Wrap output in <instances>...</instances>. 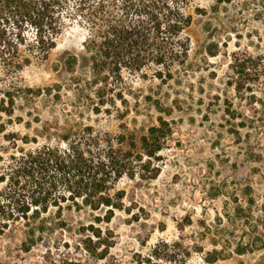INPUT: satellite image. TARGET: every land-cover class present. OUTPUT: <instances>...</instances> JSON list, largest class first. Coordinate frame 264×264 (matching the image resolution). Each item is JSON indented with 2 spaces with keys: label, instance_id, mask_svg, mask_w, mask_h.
Returning <instances> with one entry per match:
<instances>
[{
  "label": "rangeland",
  "instance_id": "374dc122",
  "mask_svg": "<svg viewBox=\"0 0 264 264\" xmlns=\"http://www.w3.org/2000/svg\"><path fill=\"white\" fill-rule=\"evenodd\" d=\"M181 3L187 51L168 72L95 73L87 31L73 23L46 57L12 73L0 168L88 125L125 172L110 188L122 205L110 219L112 207L65 204L0 224V264H264V0ZM150 127L160 130L153 156L141 147Z\"/></svg>",
  "mask_w": 264,
  "mask_h": 264
},
{
  "label": "trees",
  "instance_id": "16d2710c",
  "mask_svg": "<svg viewBox=\"0 0 264 264\" xmlns=\"http://www.w3.org/2000/svg\"><path fill=\"white\" fill-rule=\"evenodd\" d=\"M182 1L0 0V110H14L18 89L8 82L12 73L31 57H46L73 23L87 31L83 45L95 73L107 70L120 76L124 68L139 71L150 64L168 72L187 51V40L180 35L190 26L191 15ZM65 65L73 72L75 58L68 57ZM159 131L150 127L141 137L147 156L160 148L149 140ZM21 140L38 143L34 137ZM119 153L87 125L57 135L53 143L10 155L0 168V224L39 217L49 207L65 204L94 210L112 207L106 216L110 219L112 209L122 206L110 194L113 182L125 172Z\"/></svg>",
  "mask_w": 264,
  "mask_h": 264
}]
</instances>
